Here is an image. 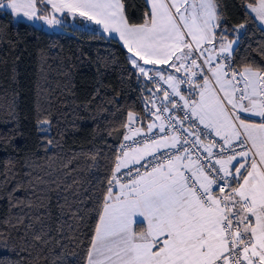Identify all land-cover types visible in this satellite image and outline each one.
<instances>
[{"label": "snow or ice", "instance_id": "snow-or-ice-1", "mask_svg": "<svg viewBox=\"0 0 264 264\" xmlns=\"http://www.w3.org/2000/svg\"><path fill=\"white\" fill-rule=\"evenodd\" d=\"M38 4L43 10L38 11ZM146 4L144 21L132 24L125 0H0V9L33 22L62 26L54 14L65 12L93 21L113 38L118 35L139 77L152 81V69L146 66L157 64L182 73H154L171 95L163 91L166 103L161 106L150 101L155 110L148 115L155 120L147 129L164 135L137 147L121 145L114 170L101 181L86 264H264V69L241 67L232 59L239 40L224 39L229 30L223 27L219 0ZM48 5L51 18L43 14ZM244 7L264 25V0H249ZM183 84L191 99L181 94ZM172 96L184 102L181 112L188 111L183 119L169 115L166 126L163 114L178 107ZM245 114L259 122H250ZM139 122L134 113L127 114L124 141L142 134L134 126ZM48 123L38 125L47 131L43 125ZM212 133L219 142L206 144L201 136ZM32 264H38V255Z\"/></svg>", "mask_w": 264, "mask_h": 264}, {"label": "trees", "instance_id": "trees-1", "mask_svg": "<svg viewBox=\"0 0 264 264\" xmlns=\"http://www.w3.org/2000/svg\"><path fill=\"white\" fill-rule=\"evenodd\" d=\"M247 2L219 0L224 39L238 37L241 67L264 69V30ZM125 5L130 23L144 21L146 0ZM128 57L103 32H49L0 9V264H32L37 255L38 264H86L101 181L121 154L127 114L146 128L152 96L166 103Z\"/></svg>", "mask_w": 264, "mask_h": 264}, {"label": "built area", "instance_id": "built-area-1", "mask_svg": "<svg viewBox=\"0 0 264 264\" xmlns=\"http://www.w3.org/2000/svg\"><path fill=\"white\" fill-rule=\"evenodd\" d=\"M43 5H41V8L43 9ZM86 27H90V25H85ZM232 59H233V56H232ZM182 74V73H181ZM154 76V79L151 81L152 84L156 87V89H160L159 92L162 93L163 95V91L164 90H167L169 92V94L171 95V88L164 83L163 80L160 79V77L158 75H154V74H151ZM186 99H191L192 98V93L190 91H187L186 94L184 95ZM152 99L155 101V104L156 106H161L162 104V101L160 99H158L155 95L152 96ZM172 99H175L177 101V105L178 107L176 109H174L175 111V114H177V118L179 119H183V116H184V113H186L188 110L187 109H184L183 112H181V108L183 106V101H181L179 99V97H176V96H172ZM174 112L171 111V112H165L163 115L165 117V125L167 126V117L169 115H173ZM175 116V115H174ZM188 125V121H185V127ZM136 127V125H134ZM203 126H200V128H202ZM166 131L171 134L172 132V129L170 128H167L166 127ZM207 131V130H205ZM161 135H164V133H160L158 131V129H154L153 132H148V130L142 132V134L140 136H137V137H134V140L133 141H124V139L121 141V144H120V149H121V145H127V146H130V147H137V146H140L144 141H148V140H151L153 139L154 136L158 137V136H161ZM201 139L204 140V142L207 144V143H210V141L212 140H215L217 142H219V138L215 136L214 133L211 134L210 138H206L204 136H201ZM135 141V142H134ZM124 150H127V148H125ZM165 152H168V151H175V150H163ZM213 151L215 152L216 149H213ZM156 156L157 157H160V153L157 152L156 153ZM148 160H152L151 157H148L147 158ZM160 159H164V157H160ZM154 163L155 162H159V160L157 161H153ZM143 163V161H142ZM135 167H139V165H136ZM141 171H144V169H141Z\"/></svg>", "mask_w": 264, "mask_h": 264}, {"label": "crops", "instance_id": "crops-1", "mask_svg": "<svg viewBox=\"0 0 264 264\" xmlns=\"http://www.w3.org/2000/svg\"><path fill=\"white\" fill-rule=\"evenodd\" d=\"M249 11H250V9H249ZM69 14H70V13L65 12V13H63L62 15H63V17H68V18L73 19V20L78 24V27H79V28H88V29H93V30H96V31H98L97 29H101V32H103V28H102V26H100V25H96L93 21H87L84 17H81V16H79V15L73 16L72 14H70V16H69ZM252 15L255 16V13H252ZM256 21H257V23H258L261 27H264V25H262L261 22H259L258 20H256ZM85 25H90V27H88V26L86 27ZM99 32H100V31H99ZM103 33L106 34L107 36H110V35H109L108 33H106V32H103ZM110 37H112V36H110ZM115 38H116L118 41H120L118 35H116ZM120 43L123 45V42H122V41H120ZM234 45H235V44H234ZM233 47H234V46H233ZM129 55H130V54H129ZM141 63H142V62H141ZM146 67L149 68V69H152V71L150 72V75H151V74H154L156 71H160V70H163V74H164L165 76H167L169 73H172V74L177 75V76L182 75L181 73H174V70L168 68L167 65L157 64V65H155V66L148 65V66H146ZM180 88H181V94H182V95H185L187 91H190V90H189V86H188L187 84H183V85H181ZM196 99H199L198 90H197V92H196ZM169 108H171V105H169ZM171 111H173L175 117H177V114H175L174 109H172ZM245 115H246V118H247L250 122H259V119H260L259 117H256V116H250V115H248V114H245ZM154 120H155V117L153 116L152 120H151L149 123L153 122ZM149 123H148V124H149ZM156 123L159 124L160 122H159V121H156ZM148 124H147V125H148ZM201 126H202V125H201ZM136 127H137V125H136ZM141 129H142V132L148 130L147 127H146V128H141ZM127 134H128V132H127ZM120 155H121V154H120Z\"/></svg>", "mask_w": 264, "mask_h": 264}, {"label": "rangeland", "instance_id": "rangeland-1", "mask_svg": "<svg viewBox=\"0 0 264 264\" xmlns=\"http://www.w3.org/2000/svg\"><path fill=\"white\" fill-rule=\"evenodd\" d=\"M37 9H38V11L43 10L41 8V4L37 5ZM47 9L48 10L44 11L43 14H44V16L51 18V16L53 15V13L51 11V6L48 5ZM2 10L8 12L15 21L20 20V21L29 22V23H31V24H33V25H35L37 27L43 28L44 30L49 31V32L73 33V29L75 27H78V24L73 19L68 18V17H63V15H62L63 13H55L54 14L56 19H59V20L63 21V24L61 26V25H48L43 20H37V21L33 22V21H30L29 19H27L26 17H23L22 15L18 17L14 13H10V11L8 9H6V8L2 9ZM69 16H70V14H69ZM97 30L101 32V29H97ZM234 44H233V46H234Z\"/></svg>", "mask_w": 264, "mask_h": 264}, {"label": "water", "instance_id": "water-1", "mask_svg": "<svg viewBox=\"0 0 264 264\" xmlns=\"http://www.w3.org/2000/svg\"><path fill=\"white\" fill-rule=\"evenodd\" d=\"M162 98H163V95H162Z\"/></svg>", "mask_w": 264, "mask_h": 264}]
</instances>
